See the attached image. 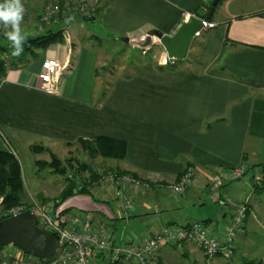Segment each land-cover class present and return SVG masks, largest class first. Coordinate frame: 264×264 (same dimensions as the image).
Wrapping results in <instances>:
<instances>
[{"label": "crops", "instance_id": "1", "mask_svg": "<svg viewBox=\"0 0 264 264\" xmlns=\"http://www.w3.org/2000/svg\"><path fill=\"white\" fill-rule=\"evenodd\" d=\"M210 1L102 0L95 21L109 36L173 35L190 16L206 13ZM210 22L215 27L194 39L176 66L145 61L129 74L107 78L106 88V78L97 73L98 50L74 40L52 44L28 65L9 69L0 78V150L100 136L124 140L126 156L110 159L107 169L155 183L137 193L132 216L119 215L121 201L109 190L75 198L70 209L91 211L96 220L108 218L116 244L197 220L218 231L235 202L264 194V0H224ZM166 54L164 49L162 59ZM47 57L68 66L56 93L40 89ZM188 165L198 170L193 186L185 194L171 191L168 185ZM240 165L248 171L232 179L230 171ZM215 175L221 186L213 187ZM221 259L208 260L192 244L184 250L166 245L159 264H217Z\"/></svg>", "mask_w": 264, "mask_h": 264}, {"label": "built area", "instance_id": "2", "mask_svg": "<svg viewBox=\"0 0 264 264\" xmlns=\"http://www.w3.org/2000/svg\"><path fill=\"white\" fill-rule=\"evenodd\" d=\"M60 3L64 6L76 3L77 5L72 8L78 11L81 6L82 11L86 9L85 14L91 10L90 6H87V0H49L52 16L44 17V21L48 18L50 21L57 14ZM215 25L216 23L205 20L196 37H200ZM161 61L167 65H174L177 59L167 53ZM67 70L68 66L62 65L56 58H45L39 73L40 89L47 93L58 92L61 79ZM246 170L245 165L238 166L230 171V177L240 179L246 174ZM83 173L76 174L74 181L79 186L86 182L85 185L91 192L108 190L113 192L121 201L119 215L122 218L132 216L137 203V193L151 190L155 185L154 181L129 172L98 170V175L94 179L91 177L85 179L86 175ZM197 174V167L188 165L180 179L169 184L168 188L175 193L185 194ZM222 182L219 175L213 176V187L221 186ZM130 187L134 190H130ZM57 203L55 201L23 203L7 211L0 206V222L8 217L30 212L36 215L39 227L55 235L59 242L55 255L50 259L34 257L17 246L16 251L0 249V264H102L103 256H106L110 263L159 264L160 251L164 246L171 245L177 250H184L186 244L197 246L210 261L216 258L232 259L244 232L250 201L247 198L235 202L232 211L228 213L226 226L218 231L212 223L197 220L184 225H166L145 238L127 244L114 242L113 228L108 218L96 220L91 211L58 210Z\"/></svg>", "mask_w": 264, "mask_h": 264}, {"label": "rangeland", "instance_id": "3", "mask_svg": "<svg viewBox=\"0 0 264 264\" xmlns=\"http://www.w3.org/2000/svg\"><path fill=\"white\" fill-rule=\"evenodd\" d=\"M23 4L26 12L21 28L24 33L27 34V39L33 38L50 28L53 30L63 28L65 41L74 40L78 43H88L89 45H93L98 50L99 66L97 68V73L102 76L104 75L106 78V82H103V88L107 87L109 80H111L113 76L125 73L129 74V72H131L135 67L145 61L152 60L156 63H161L165 48L160 40L156 39L150 49L144 50L137 46L123 42L120 39L121 35H118V37L114 34L109 36V34H105V32H103V25L98 24L97 21H95V19H97V13H99V8L103 4L102 0H87V6H90L91 8L88 14L84 13L86 10L85 8L83 11L81 10V6H78L79 8L77 11L69 5H63V13L66 15L72 14V18H75L74 22L68 26H66L65 23H60V21H57L58 23L48 21L52 16L50 13L51 10L49 0H23ZM71 5L74 7L77 4L74 3L73 5L72 3ZM58 11H60V8ZM38 15H46L49 17L47 20L48 22L45 20V27L42 26L38 20H36V16ZM83 16H87L91 19L85 20ZM0 29H2L0 32L5 31L2 27H0ZM69 32L71 34L76 32L77 35L74 34L68 36V34H70ZM197 38L198 37H195V39ZM0 44H2L1 46H7L11 43L6 37L1 36ZM107 78H109V80ZM35 146H41L43 149L40 151H34L33 148ZM9 151L18 158L21 164L24 182V196L20 203L10 207L5 206L4 197L1 196L0 206L5 211L23 203L58 200L70 181H74L76 179V174H78V172L75 170L80 167L81 164H85L87 166V169L82 171L84 172L83 174L86 175L85 179L92 176L91 174L93 171L97 172L98 170H108L107 168L113 164L111 163L112 161H110L111 158L102 157L100 155L91 156L78 142L66 145L53 143L37 144L36 142L29 147L27 145H23L17 147V150L15 148H11ZM53 156L57 157L60 160V166L65 168L64 174L60 173L53 165H50L53 163ZM245 167L247 168V165H245ZM246 171H248V169ZM254 174L255 172L249 174L247 179L253 178ZM192 186L193 184L191 187ZM260 195L261 194H259L257 198H248L250 201V211L247 217L248 232L246 233V237L240 240V245L238 247L239 253L237 252V255L235 253L233 259H221L220 262L217 260V264H246L249 261L258 262L264 259V194L263 196ZM81 196L89 198L94 197L93 194H74L65 198L62 204L59 205L58 210L70 209V202ZM233 206L234 204L228 209V213L232 211ZM224 226H226V224ZM224 226L220 228H224ZM128 231L130 230L128 229ZM8 246L0 247V249L7 250L8 252L16 251L15 244H10ZM181 257L185 258L183 256ZM203 264L211 263L204 260ZM212 264L216 263L212 262Z\"/></svg>", "mask_w": 264, "mask_h": 264}, {"label": "trees", "instance_id": "4", "mask_svg": "<svg viewBox=\"0 0 264 264\" xmlns=\"http://www.w3.org/2000/svg\"><path fill=\"white\" fill-rule=\"evenodd\" d=\"M224 0H218L217 5L215 6V10L217 6L223 2ZM212 1L206 4V9L211 6ZM63 3H60V11L50 20V22H59L65 23L66 26L70 25L74 22L75 18H72V14H64ZM73 7L72 5H70ZM204 14L199 13L198 16H204ZM45 16H39L38 19L42 26H46V22L44 21ZM85 20H89L91 18L87 16H83ZM212 17L209 19V21ZM57 22V23H58ZM116 36V35H115ZM118 37V36H116ZM64 29L60 28L58 30H53L52 28L44 31L43 33L34 36L33 38H28L24 43V52L19 56L12 55L11 44L7 46H0V78H3L9 69L18 68L21 66L28 65L32 60L37 59L39 56V51L46 50L50 45L55 43L64 42ZM11 43V42H10ZM11 56V57H9ZM178 61V60H177ZM168 67H174L176 64L167 65ZM103 92L102 94H104ZM78 143L87 150L91 156L100 155L102 157L111 158V159H124L127 152V143L124 140H119L111 137L100 136L94 139H84L80 138ZM43 149L41 146H35L33 148L34 151H40ZM45 149V148H44ZM53 165L60 173H65V168L60 166V160L53 156ZM262 177H261V192L264 193V163L262 164ZM87 166L85 164H81L75 171L79 174L82 171H85ZM122 173H128L125 171H120ZM91 179L97 177L98 173L93 171ZM70 181V180H69ZM86 183V182H85ZM85 183H82L79 186L76 181L71 180L70 183L66 186L63 190L60 198L55 200L58 202L57 205H61L63 200L69 196L79 193H86L92 194L91 190L87 188ZM83 184L85 186H83ZM257 185V184H256ZM4 197V203L6 207H10L12 205L18 204L23 200L24 196V182L22 176V167L21 164L16 156L10 151L0 150V197ZM250 211V206L248 213ZM247 213V217H248ZM206 222V221H205ZM103 263L102 264H117V263H110L107 260L106 256H103ZM224 259V258H223ZM122 264V263H119ZM246 264H264V259L258 262L256 261H249Z\"/></svg>", "mask_w": 264, "mask_h": 264}, {"label": "water", "instance_id": "5", "mask_svg": "<svg viewBox=\"0 0 264 264\" xmlns=\"http://www.w3.org/2000/svg\"><path fill=\"white\" fill-rule=\"evenodd\" d=\"M217 3L218 0H213L204 16H190L173 35L155 31L138 37L122 36L120 39L144 50L150 49L158 39L169 56L183 60L188 56L196 33L204 26V21L212 17ZM10 244H15L34 257L50 259L55 255L59 242L55 235L39 227L36 215L24 212L0 222V247Z\"/></svg>", "mask_w": 264, "mask_h": 264}, {"label": "clouds", "instance_id": "6", "mask_svg": "<svg viewBox=\"0 0 264 264\" xmlns=\"http://www.w3.org/2000/svg\"><path fill=\"white\" fill-rule=\"evenodd\" d=\"M26 9L22 0H2L0 2V27L4 35L11 42L13 56H19L24 52V43L27 34L21 28Z\"/></svg>", "mask_w": 264, "mask_h": 264}]
</instances>
